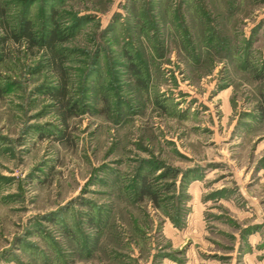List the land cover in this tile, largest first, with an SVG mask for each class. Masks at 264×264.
I'll use <instances>...</instances> for the list:
<instances>
[{
    "label": "rangeland",
    "instance_id": "1",
    "mask_svg": "<svg viewBox=\"0 0 264 264\" xmlns=\"http://www.w3.org/2000/svg\"><path fill=\"white\" fill-rule=\"evenodd\" d=\"M0 8V264H264V0Z\"/></svg>",
    "mask_w": 264,
    "mask_h": 264
},
{
    "label": "trees",
    "instance_id": "2",
    "mask_svg": "<svg viewBox=\"0 0 264 264\" xmlns=\"http://www.w3.org/2000/svg\"><path fill=\"white\" fill-rule=\"evenodd\" d=\"M0 13L2 15H5V12L3 10V8H0ZM1 23L2 25L5 26L7 33H9V35L11 37H13L14 39H18L19 36L21 37H25L26 41L31 44V46H34L37 44L38 40L33 36L29 25H24L21 27L20 29V33H16L11 27L10 25H8L7 23H5L4 19L1 18ZM57 31L56 29L53 30V32L49 35V37L47 38V40L45 41L46 46L48 47V49L51 52V61L53 62L55 68L57 70L60 71L62 79L61 82L62 84L60 85V87L58 89H56L54 92H52V97L56 100L58 107L60 108L61 111H63V117H67V115H70L74 109L75 106L74 105H69V99L67 97V80L63 77V61L60 57V54L58 51H56L55 48V44H56V39H57ZM133 71L136 75H138V68L136 66H133ZM264 110V109H263ZM264 114V112H263ZM142 190H144V193L146 194L148 191L147 187L142 188Z\"/></svg>",
    "mask_w": 264,
    "mask_h": 264
}]
</instances>
